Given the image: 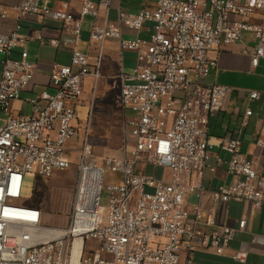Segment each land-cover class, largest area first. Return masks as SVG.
Returning <instances> with one entry per match:
<instances>
[{"label": "built area", "instance_id": "1", "mask_svg": "<svg viewBox=\"0 0 264 264\" xmlns=\"http://www.w3.org/2000/svg\"><path fill=\"white\" fill-rule=\"evenodd\" d=\"M48 1L21 0L13 8L17 20L34 16L61 23L75 42L83 38V18L98 19L101 10L109 8L108 1L83 0L77 17L50 7ZM140 1L144 8L138 13L119 11L116 24L92 28L89 42L98 48L94 69L90 57L76 47L70 65L53 67L50 85L55 93L45 90L32 99L30 115H15L13 103L35 76L27 44L43 43V38L21 36L18 24L12 33H0V114L8 115L0 126V264H197L196 253L225 256L235 239L232 227L219 224L218 206L230 202H246L255 210L263 206L264 175L242 152L239 137L220 139L221 149L230 155L226 173L234 183L209 190L204 178L208 171H216L210 165V120L233 92L228 86L208 83L218 67L212 54L239 44L252 68L259 66L264 60V0ZM152 2L154 6L148 7ZM0 18L5 21L7 15L2 13ZM124 28L134 30L135 37L123 40ZM144 32L148 36H142ZM247 34L253 46L247 44ZM109 39H120L121 51L133 53L136 61L132 74L122 70L118 76L124 147L119 157L104 159L107 168L121 175V183L108 187L111 198L104 215L100 196L105 168L88 162L90 113L77 152V189L69 223L64 228L48 227L41 208L21 204L24 180L26 176L50 178L73 167L75 152L67 146L77 135V107L88 78L97 92ZM50 44L60 46L57 41ZM18 47L22 48L19 58H13ZM260 97L257 91L249 93L251 100ZM127 110L135 114L126 117ZM252 114L246 111V116ZM127 124L133 138L131 156ZM257 145L264 146V141ZM217 163L223 160L218 158ZM140 164L171 169V180L138 173ZM92 172L99 176L95 197L90 193ZM191 195L197 199L194 205L188 204ZM206 195L211 203L207 210ZM246 223L241 220L239 228L243 230ZM231 257L245 263L247 254L235 252Z\"/></svg>", "mask_w": 264, "mask_h": 264}, {"label": "crops", "instance_id": "2", "mask_svg": "<svg viewBox=\"0 0 264 264\" xmlns=\"http://www.w3.org/2000/svg\"><path fill=\"white\" fill-rule=\"evenodd\" d=\"M91 1L97 4L102 0ZM104 1L109 2V8L107 11L102 9L101 16L98 19L92 16L83 18V38L81 41L88 43L86 46L87 52L84 54L90 57L91 69H94L98 57L97 46H93L94 44L90 45L89 42L92 28L96 24H116L119 11L136 14L144 8L140 0ZM20 2L21 0H0V6L2 7L0 15L2 13L7 15V20L5 21L0 18V33L10 34L18 24V34L23 28L26 30L25 35L21 36H41L43 38V43L35 40L27 44L26 49L29 54V61L35 65V76L31 86L23 93L32 94L34 98L45 90L54 94L55 89L50 85L53 67L55 65H70L73 48L76 47L79 50L81 41L75 42L74 36L69 32H65L61 23L47 19L40 20L34 16H25L17 20V14L13 8L19 5ZM48 5L52 8L72 12L78 17L83 0H49ZM147 6L153 7L154 2ZM6 11L15 13L16 17L10 18ZM88 18L90 19L88 20ZM135 35L136 32L134 30L124 28L122 38L123 40H128L134 38ZM141 35L146 37L148 33L144 32ZM50 41H57L60 46L54 47L50 44ZM64 42L67 44L64 45ZM246 42L250 46L254 45L252 38L248 34L246 35ZM30 46L33 47L32 50L29 49ZM21 50L22 48L20 47L16 48L12 57L19 58ZM125 54L128 56L127 61L130 68L133 69L136 65L135 56L129 51H121L120 39H109L105 42L100 83L111 80L113 85L115 83L118 84L120 72L122 70L125 71ZM212 57L218 59V67L212 70L208 83L228 86L232 88L233 92L223 109L210 120L209 124V135L213 146L210 165L216 166V171H208L204 178V185L209 190L222 184L230 185L235 181L234 178L226 173L227 161L230 160V155L221 149L220 139L222 138L239 137L242 141V152L254 163L258 172L264 175V146L259 147L257 145L259 140L264 141V60H261L259 66L253 69L250 57L241 53L239 44L223 47L213 53ZM91 82V78L85 81L84 93ZM252 91L259 92L261 95L260 99L251 100L249 93ZM25 102L32 106L30 101L20 98V100L13 103L14 113L25 115L22 108ZM248 109L252 110L253 114L251 116H246ZM218 158L223 160L222 164L217 163ZM148 167H150L152 173L147 174L145 172V175L156 176L159 180L165 179V169L143 165L146 171ZM191 197L192 195L188 197V204ZM210 205V200L206 195L203 200L205 210ZM216 210L219 224L232 227L236 231V236L230 244L228 254L225 256H218L210 252H200L205 264H264V204L259 210H255L246 202H230L218 206ZM241 220H246L247 222L243 230L239 228ZM235 252H245L247 254L246 262L239 263L235 261L231 257ZM210 258L213 261L211 260L210 262Z\"/></svg>", "mask_w": 264, "mask_h": 264}, {"label": "rangeland", "instance_id": "3", "mask_svg": "<svg viewBox=\"0 0 264 264\" xmlns=\"http://www.w3.org/2000/svg\"><path fill=\"white\" fill-rule=\"evenodd\" d=\"M52 4V2H51ZM50 4V5H51ZM10 18H15L16 14L6 11ZM90 18H88L89 20ZM24 25V24H23ZM25 29L20 31V35H25ZM87 42L81 41L79 44V50L82 53L87 52ZM95 46V44L93 45ZM32 46L29 47L32 50ZM2 59V56H0ZM125 73L132 74L133 69L130 68L128 63V56L125 54ZM1 73V67H0ZM93 81L88 84L84 95L80 100V104L77 107V113L79 122L77 124L78 130L76 137L67 146L72 148L75 152L74 164L71 170L65 172H57L50 178L43 179L38 176H26L23 185L22 198L24 205H36L43 211V224L53 228H64L68 225L70 219V213L75 199V192L77 189L79 155L77 152L83 144L85 134L87 132L86 123L89 121V115L91 113L90 120V142L92 144L91 156L88 162L91 164H97L105 168V175L102 183V191L100 196V210L106 215L108 205L110 203L111 193L108 189L109 186L120 184L121 175L111 171L107 168L104 159L106 157H119L124 147L125 136V119L123 109L120 106L119 100V87L118 84L111 80L103 81L98 84L97 92L93 91ZM237 87V86H235ZM36 97V96H35ZM23 100L31 101L34 99L32 94L21 93L20 96ZM23 113L30 115L32 113V106L25 102L23 104ZM135 112L131 110L126 111V117H130ZM18 115V113H15ZM8 115L0 114V126L5 125ZM126 132L128 137V151L131 156L133 138L130 135V126H126ZM144 164L138 166V173L151 174L150 167L143 168ZM156 177V176H155ZM172 177V170L165 169V181L169 182ZM197 203V199L192 196L189 200L190 205ZM88 246H92L89 242ZM98 248V245L94 246ZM196 262L198 264H205V261L201 258V253H196ZM213 258V256H211ZM209 259L211 262L212 259ZM216 259V257H214ZM213 261V260H212Z\"/></svg>", "mask_w": 264, "mask_h": 264}, {"label": "bare ground", "instance_id": "4", "mask_svg": "<svg viewBox=\"0 0 264 264\" xmlns=\"http://www.w3.org/2000/svg\"><path fill=\"white\" fill-rule=\"evenodd\" d=\"M92 175H93V179H95V180H94V182H93V185H92V188H91L90 193H91V196H92V197H95L96 194H97V192H98L99 176H98V173H97V172H92ZM48 235H50V234H48ZM48 235H47V236H48ZM80 245H81V241L78 240V241H77V247H80Z\"/></svg>", "mask_w": 264, "mask_h": 264}]
</instances>
